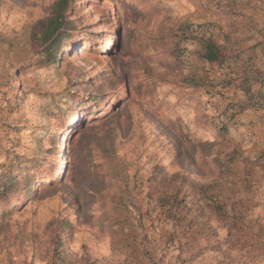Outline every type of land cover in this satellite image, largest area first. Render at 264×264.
Wrapping results in <instances>:
<instances>
[{
	"label": "rangeland",
	"instance_id": "rangeland-1",
	"mask_svg": "<svg viewBox=\"0 0 264 264\" xmlns=\"http://www.w3.org/2000/svg\"><path fill=\"white\" fill-rule=\"evenodd\" d=\"M54 1L0 0V176L36 178L0 185V264H93L165 231L188 264H264V150L252 165L245 116L227 126L259 109L223 86L245 63L200 57L230 35L260 71L264 0H72L77 30L45 62Z\"/></svg>",
	"mask_w": 264,
	"mask_h": 264
},
{
	"label": "trees",
	"instance_id": "trees-1",
	"mask_svg": "<svg viewBox=\"0 0 264 264\" xmlns=\"http://www.w3.org/2000/svg\"><path fill=\"white\" fill-rule=\"evenodd\" d=\"M77 20H79V16L72 10V0H55L50 5L47 15L42 20V56L45 62H58L62 60L64 41L72 40L74 33L77 30ZM110 35L113 34L111 33ZM224 38L225 41H219L213 36L207 37L204 40L200 57L212 64H224L230 57L246 60L243 59L242 51H236L234 47L230 46V35H225ZM231 83L237 84V86L243 90L247 96V101L243 104V109L250 107L264 109V71L253 70L252 68H249L248 70L247 67H245L242 75H230L224 85L226 86ZM256 84L259 85L257 90L254 88V85ZM100 104H104V101H101ZM94 112L95 111H92L91 115L88 117L89 119H91ZM220 132L224 133L223 131ZM58 141L59 134L56 133L52 135L51 142L57 143ZM214 162L222 169L226 167L224 163L218 159V157L214 159ZM211 170L215 173L214 169ZM0 177V185L3 187H20L25 191L26 196L32 195L34 192L36 185L34 173L22 172L18 175L12 171L7 177ZM63 225L64 229H66V227L73 229L74 227L72 222L68 219H63ZM58 242L60 246L65 245V241L60 239V237Z\"/></svg>",
	"mask_w": 264,
	"mask_h": 264
},
{
	"label": "crops",
	"instance_id": "crops-1",
	"mask_svg": "<svg viewBox=\"0 0 264 264\" xmlns=\"http://www.w3.org/2000/svg\"><path fill=\"white\" fill-rule=\"evenodd\" d=\"M251 45V44H250ZM263 44L258 45V48H256L257 50L259 49V47H261ZM254 46V44H253ZM246 60H244L245 63V67H247V69L249 70V68L251 69L252 67L249 66V62H247ZM244 69V68H243ZM261 71H264V66L260 67ZM232 76H237L235 73L231 74ZM242 75V71L238 73V76ZM225 86V85H224ZM230 92L235 93L236 91V96H238L241 99H245L247 98L245 92L243 90H241L237 84L235 83H231L226 85L225 87H229ZM254 88L257 90L259 88V85H254ZM235 102V101H234ZM219 111H221V108L219 107L218 109ZM248 113L245 110L244 114L239 115L234 122L230 123V125L228 124V133L230 132V134L238 131V130H243V129H235L237 128V124L235 123L238 118H242L243 116H245L246 118V124L241 127L244 128V138L241 137V139H243V141L246 143L248 142V145H246V147L248 148L247 151V156L250 154V163L253 165L255 160H257L256 157L258 156H254V152H258V149H262L264 150V109H259L258 111L254 112L251 111L250 109H248ZM221 131V128L219 127L218 132ZM234 141V139H233ZM237 141V140H236ZM235 142V141H234ZM246 162V160H245ZM225 165V164H224ZM226 166V165H225ZM251 173V172H250ZM258 173V172H256ZM253 176V175H252ZM253 178V177H252ZM260 178L264 179V170L260 172ZM251 179V178H250ZM252 180V179H251ZM263 186H264V182H263ZM253 194V193H252ZM251 195V199L255 198L254 195ZM214 211V209H213ZM260 211V209L257 211L256 213H258ZM216 213V212H215ZM219 218V217H218ZM260 221L264 222V192L261 194V211H260ZM204 220V219H202ZM222 221V220H220ZM229 224H232L231 219L229 220ZM224 222V221H223ZM160 226H165V228H169L170 229V225H171V221H165V222H159ZM226 224V222H224ZM228 223V222H227ZM158 224V222H157ZM155 226V229L161 228L159 226ZM153 234L157 233V231L152 232ZM169 233H167L166 231L164 232V237L163 238H158L155 240L152 239H145L141 238L139 239L137 245H125L124 249L121 250L120 252H113L111 250V248H109L108 250L102 251V253L100 254V259L96 260L97 262H92L93 264H188V262H184L189 261L190 259H193L192 255H190V253L188 251L185 252H181L179 253H175V255L173 254V252L171 250H167V237L165 235H167ZM107 249V248H106Z\"/></svg>",
	"mask_w": 264,
	"mask_h": 264
}]
</instances>
